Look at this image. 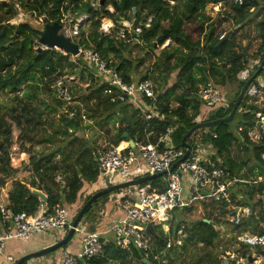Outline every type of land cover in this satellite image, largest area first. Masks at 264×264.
Instances as JSON below:
<instances>
[{
  "label": "trees",
  "instance_id": "trees-1",
  "mask_svg": "<svg viewBox=\"0 0 264 264\" xmlns=\"http://www.w3.org/2000/svg\"><path fill=\"white\" fill-rule=\"evenodd\" d=\"M91 1L96 0L0 1V95L12 99L8 105L0 104V188L8 183L12 185L7 208L13 214L25 212L32 217L43 205L49 210L61 205L77 209L76 215L90 199L94 193L86 199H82V194L86 184L94 182L99 174L98 150L78 135L83 128L101 130L102 125L109 122L119 124L122 128L112 141V145L117 146L128 140L158 144L166 128L172 127L171 143L175 149H183L181 140L193 126L229 115L245 83L240 80L242 72L250 71L249 77L252 76L264 58V0H242L240 4L221 0L227 10L219 13L221 18L215 19L205 13L210 0H104L96 8L91 6ZM15 5L36 20L42 19V24L56 22L65 30L67 21L72 28L77 18L86 15L88 19L79 26L75 37L78 46L91 49L106 61L111 59L109 64L124 83L150 81L153 99L143 98L144 103L139 105L141 111L131 101L119 100L117 89L96 79L93 65L81 54L72 57L53 49L37 53L40 29L28 23H10L17 14ZM107 6L112 7L113 13L106 9ZM103 18L110 19L116 29L121 27L119 22L122 20L133 21V29L141 23V31L138 35L125 31L123 38L116 37L114 32L105 35L99 31ZM228 21L232 22L233 28L224 31L221 26ZM145 24L149 27L145 28ZM252 24L259 45L253 54H248L241 46L237 48L236 31ZM224 33H230L228 39L226 35L220 40ZM133 38L138 42L132 41ZM166 42L169 44L162 48ZM138 46L154 56L150 69L140 70L143 58L130 56L132 48ZM155 51L158 53L154 54ZM64 76L74 78L67 81ZM59 79L65 90L57 85ZM208 82L224 94L230 90L233 96L227 109L208 108L200 99L199 90ZM78 83L84 85V90ZM65 91L72 98V105L66 106L62 99L61 92ZM19 93L24 99L18 98ZM62 107L67 108L66 112ZM3 109L5 112L1 113ZM74 109L76 114L69 117ZM259 110L257 106L248 105L244 97L237 109V118L235 115L231 123L200 129L186 142L193 150L200 146L213 151L211 159L221 162L230 177L246 178L240 175V171L246 162L251 161L249 173L253 178L264 179V164L260 159L264 144L253 145L247 137L253 126V115ZM82 116L93 118L94 124L83 127ZM146 116L150 119L146 120ZM124 133L128 138L122 140ZM26 142H32L43 151L31 149V145L25 147ZM233 146L242 147L248 153L246 161L237 164L228 155L223 157ZM14 152H18L17 157H13ZM61 169L70 172L68 181L63 177V181H57ZM148 184L157 192H163L166 187L162 177ZM33 191L43 194L46 201L33 195ZM235 192L242 195L241 204L248 205L252 213L256 208L264 213L260 198L264 196V182L240 184ZM113 193L101 197L93 205H98L101 200L106 202ZM108 200L117 205L115 197ZM209 208L214 213V207ZM183 214L184 209L180 212ZM227 215L223 211L215 220L204 216L186 224L176 213L171 230L176 232L183 226L186 239L181 248L172 247L167 252L165 264H175L180 253H185L190 247H212L219 239L214 226H227L231 231L237 230L238 234L248 227L253 233H264V215L259 220L252 215L239 227L234 226ZM259 224L263 227L259 228ZM153 242L158 250L165 248L166 240L161 231ZM244 251L243 257L249 254L246 248ZM144 258V253L134 247L124 251L112 242L104 247L102 258H94L87 263L144 264ZM148 261L157 264L152 259ZM220 263L216 260L211 264Z\"/></svg>",
  "mask_w": 264,
  "mask_h": 264
},
{
  "label": "built area",
  "instance_id": "built-area-1",
  "mask_svg": "<svg viewBox=\"0 0 264 264\" xmlns=\"http://www.w3.org/2000/svg\"><path fill=\"white\" fill-rule=\"evenodd\" d=\"M230 1L240 4L242 0ZM91 6L93 8L100 6L99 0L91 1ZM106 9L113 13L111 6ZM87 19L86 15H82L76 19V24L80 26ZM10 23L12 22L10 21ZM119 24L121 27L116 29L115 24L110 20L100 25L99 31L105 35L115 32L116 37L119 38L124 37L125 31H133L136 35L141 31V23L135 29H133V21L122 20ZM76 27L74 25L71 28L69 23V27L66 30L70 29V35L64 33L71 40H73L72 37L77 36L78 28ZM144 27L148 28L149 24H145ZM224 37L222 35L219 39L221 40ZM132 41L138 42L136 38H133ZM78 49L79 54L83 55L84 59L93 65L96 73L95 77H102L109 86L119 91V100L131 101L142 111L139 105L144 103L143 98L153 99L150 81L124 83L115 68L109 64L111 59L106 61L91 49H81L79 47ZM249 74L250 71L247 70L242 72L240 80L246 81L249 78ZM61 95L66 103L70 101L72 103L70 95L62 92ZM224 95L211 82H208L199 90V97L208 108L220 107L227 109L229 102ZM244 97L248 105L257 106L260 109L253 115V126L247 132L248 140L253 145L264 144V112L262 111L264 110V66L261 73L248 85ZM75 114L76 110L74 109L68 115L73 117ZM84 118L82 116V119ZM145 119H150V116H146ZM172 133V127L166 128L165 134L159 139V143H163V147H159V143L143 144L132 140L134 143L133 147H129L128 142H126V146L123 149H119V143L117 146L112 145L97 152L96 162L99 174L95 181L104 185V187L114 185L116 176L120 178V181L116 183L119 184L136 180L140 177L160 174L166 184L165 190L157 192L148 184L149 181L135 186L133 188L134 191L116 198L120 217L98 231L79 230L77 225L74 228V234L77 232L80 234L79 237H81L79 252L73 255L67 250L60 251L57 264H88L87 261L91 259L102 258L104 256V247L110 243L108 237L110 234L113 235L114 243L120 250L128 251L131 247H134L144 253V259H152L157 264H165L167 252L172 247L181 248L186 239L183 226L175 232V230H171L172 224H169L173 222L176 213L180 216V212H183V209H188L196 202L214 207L213 209H216L213 213L215 217L226 211L227 217L229 220H233V224L236 227L241 226L244 219H248L252 215L257 220L264 215L259 208H256L252 213L249 206H242V195L235 192L240 184L256 185L264 182V179L260 177L253 178L252 182L249 183L243 178L230 177L221 166L222 163L213 161L211 159L212 154L207 158L205 147L200 146H196L195 150L192 149L188 158L172 169L173 165L185 153L184 149H175L173 147L170 140ZM260 159L264 164V152L260 154ZM105 178L106 180L104 181ZM57 181H62V177L58 176ZM260 198H262L264 204V196ZM41 208L34 216L29 217L25 212L13 214L6 205L0 202V254H2L7 241L23 240L47 232L60 233L71 228L70 214L65 207L57 205L51 210ZM149 225L154 228L157 234L158 231L163 233V237L166 240L164 249L158 250L155 246L153 237L146 229ZM261 226L263 227L262 224L258 225L259 228ZM233 231L236 232L237 230ZM235 236V241L239 247H261L260 251L264 250V233H253L248 227L240 234L236 232ZM62 238L60 237V239ZM244 256L239 252L238 255L228 253L226 258L228 262H226L228 264H232V262L234 264H243V259L245 258V264L256 263L254 256ZM249 257L252 258L251 262L248 260ZM255 257L259 260L258 264L263 263L264 257L259 251ZM5 261L11 263L12 259L5 258Z\"/></svg>",
  "mask_w": 264,
  "mask_h": 264
},
{
  "label": "rangeland",
  "instance_id": "rangeland-1",
  "mask_svg": "<svg viewBox=\"0 0 264 264\" xmlns=\"http://www.w3.org/2000/svg\"><path fill=\"white\" fill-rule=\"evenodd\" d=\"M0 1H3V0H0ZM15 8L17 9V14L11 20L12 23H15V24L28 23V24H30L31 26H33V27H35L37 29H41L42 26L44 25V24L41 23L42 19L36 20L34 16H31V15L25 13L18 5H15ZM225 10H227V7L225 6V4L223 2H220V3H212V2H210V3H207L206 6H205V13L208 16H210L212 19H215V18H218V17L221 18L222 16H218V15H219V13H223ZM66 18H67V16L64 18V20ZM109 21H110V19H104L103 18L101 20V25H103V24H105V23H107ZM69 23H70V21H67L68 27H69ZM75 25L79 26V25L76 24V20H75ZM221 28L224 31H227L228 29H232L233 28L232 27V22L228 21V22L223 23ZM69 32H70V29H67L65 31V28H62V30H61V33H68L70 35ZM218 32H219V30H217V33ZM223 35L226 36L227 34L225 35V33H224ZM72 39H73L72 41L76 43L75 37H72ZM236 43H237L236 44L237 48H239V46H241L248 54H253L256 51V48L259 45V43L255 39V29L253 27V24L251 26H249V27H244L243 29H239V30L236 31ZM168 44L169 43L166 42L164 44V46H167ZM164 46L162 48H164ZM79 48L84 49L82 47H79ZM56 51H58V50H56ZM157 53H158V51L154 52V54H157ZM62 54H64V53L62 52ZM130 56L131 57L139 56V57L143 58V66L140 68V70H144L146 68L150 69L151 65L155 61L154 56H152L151 54H148L147 51L145 49H143L142 47H140V46L133 47ZM251 65H252V63L249 64V67H251ZM248 69L251 70V68H248ZM93 73H94L93 75L95 77V74H96L95 73V69H94ZM73 78L74 77H68V76H64L63 77V79H67V81H71ZM95 78L100 80V81H105L102 77H95ZM58 81L59 82L57 83V85L60 86L59 83H60L61 79H59ZM78 85H79V87H82L83 90H84V85L83 84L78 83ZM62 88H61V90H65L64 88L63 89ZM227 91L228 92L224 95L225 99L227 101H229V100L231 101V98H232L233 95H232V93H230V90H227ZM233 91H235V88H234ZM82 92L84 93V91H82ZM63 93H66V91L63 92ZM18 98L19 99H21V98L24 99V97H23V95L21 93H19ZM11 100L12 99H11L10 96L2 97L0 95V104L8 105ZM72 104L73 103H71V101H70L69 103H66V106L67 105H72ZM65 109H67V108L62 107V111L63 112H66ZM3 112H5V109H3L1 111V113H3ZM81 112L83 114H85L83 108H81ZM86 115H88V114H86ZM238 115H239V113H238ZM235 118H237V115H236ZM91 119H93V118H91ZM91 119L85 116V118L83 119V122H82V126L85 127V125H88V124L89 125H93L94 123L91 121ZM121 128H122V126L120 127L119 124H115L114 125V123L112 124V123L109 122L108 125H102V129L101 130H98L96 127H93L91 129L83 128L81 131H79L78 135L83 136L87 140V142H89L92 145V147H94L98 151H100V150H104V149H107V148L112 146V141L116 138L115 135L118 132V130L121 129ZM48 130H50V129L48 128ZM31 143L32 142H26L25 147H29L31 145L32 146L31 149L33 148V149L38 150V151H43L41 147L35 146V145L31 144ZM121 146H123V145H121ZM204 150L207 153V158H209V156L214 153L213 151H211L207 147H205ZM229 150H230L229 154H225V155H223V157L228 155L232 159V161H234L237 164H239L240 161H246L247 160L246 158L248 157V153L246 151H244V149L242 147L233 146ZM17 153L18 152H14L13 153V157H17L18 156ZM250 167H251V161L246 162V165L240 171V175L245 176L246 178H244V179H246L249 183L252 182V179H253V176L249 173ZM58 173H59L58 175H61V177H63V179H65V181H68L67 177H68L70 172L67 173L65 171V173L64 172H58ZM63 179H62V181H63ZM105 180H106V178L104 179V181ZM119 181H120V178L118 176H116V178L114 179V184L118 183ZM94 183L97 184L96 181H94L92 184H94ZM92 184L91 183L86 184L85 189H84L83 194H82V196H83L82 199H86L90 194L94 193V192L90 193V191L92 189ZM100 188L101 189H99L98 191L104 189L105 187H104V185H101ZM128 189L131 190V191H134L133 188H128ZM128 189H123V190H119V191L121 193H123L124 191H127ZM96 190H97V187H96ZM11 191H12V185L10 183H8L2 189H0V201L2 203H4V204L8 203L7 199H8V195H9V193ZM119 193H117V194L113 193V194H115L114 197L117 198V195ZM107 201H109V200L107 199ZM107 201L103 202V200H101V202H103V205H102L101 202L98 205H92L88 209V213L86 212V214L82 217V219L78 223V229L79 230H86L91 224H96L98 220H102L103 221L105 218L101 217V215H102L101 211H103L104 205L108 203ZM110 203H111V201H110ZM241 203H242V201H241ZM241 205L242 206H248L246 204H241ZM66 209L69 211L70 218H71V223H72V221L74 220L75 216L77 215V214L75 215V211H77V209H70V208H66ZM215 211H216V209H215ZM198 217H201V214L200 213L197 214V212H194V213H191L190 215H188L187 217H185L186 221L185 220L184 221H185L186 224H188L191 220L195 221ZM222 227H225L224 228L225 230H222V231L218 232L219 233V239L214 242L212 247L206 248V247H204L202 245L190 247L185 253H180V256L176 260L175 264H211L212 262L214 263L216 260L220 261L223 258H227V254H226V252H224V248L222 246V243H224V241H225V231L230 230V229L227 226H222ZM97 230H99V229H97ZM67 232H68V230L62 231L60 233H53V232H48V233L53 234V237L54 238L56 237L57 240H58V239H60V237L62 238L63 236H65L67 234ZM48 233H44V234H48ZM79 236H80V234L76 232L74 234V236H73V239L66 245V247H63V248L57 250L56 252L52 253V255H57L60 251L65 250V249L67 250L68 247H70L71 245L75 246L76 245L75 240H77ZM108 237L111 240L114 239L112 234H110ZM229 240L230 239H228V241ZM12 241H17V240H11L9 242H12ZM9 242H7V245H8ZM235 244H237V243H235ZM235 244H234V250L239 252L242 255L243 252H245L244 248L236 246ZM237 247H238V250H237ZM245 248L247 249V253H249L248 255L252 256V257L254 256V259H256V263L255 264H258L259 260H257L258 258L255 257V256L257 255V252L261 250V247H258V248L245 247ZM231 250L233 251L232 246H231ZM240 257H242V256H240ZM243 260H244L243 264H245V262H246L245 258ZM112 264H115V263H112ZM232 264H234V262H232Z\"/></svg>",
  "mask_w": 264,
  "mask_h": 264
},
{
  "label": "water",
  "instance_id": "water-1",
  "mask_svg": "<svg viewBox=\"0 0 264 264\" xmlns=\"http://www.w3.org/2000/svg\"><path fill=\"white\" fill-rule=\"evenodd\" d=\"M210 1L212 3L221 2V0H210ZM103 2H104V0H99V5H102ZM135 12H136V9L134 8L133 13H135ZM76 28H78V26ZM61 30H62V26L56 22H54L52 24H44L42 26V28L40 29V38L38 39V45L39 46L36 48V52L40 53L43 50H52L53 49V50L61 51L65 55H71L72 57L78 56L79 55L78 45L75 42H73L69 36H66L64 33H61ZM229 35H230V33L227 34L226 39H228ZM164 47H166V46H164ZM263 66H264V58L262 59V61L258 65L257 70L253 73V75L250 76L245 81L243 87L240 90L239 95L235 99L233 107H232L228 116H226L223 119H219V120L209 121V122H205V123H198L195 126H193L183 136V138L181 140V147L185 150V153H184L183 157L176 164L173 165L172 169H174L177 164H179L182 161H184L185 159H187L189 154L191 153L192 147L186 142V140L189 139L190 136L194 132H196L200 129L214 127L218 123L228 124V123L232 122V120L234 119V117L236 115L237 109L243 100V97H244V94H245V91H246L248 85L261 73ZM60 87L62 88L63 84H60ZM127 138H128L127 133H124L121 137L122 140H125ZM127 142H128L129 147L134 146V143L132 140H128ZM159 147H163V143H159ZM160 177H161L160 174L140 177L136 180L127 181V182L119 183V184H114V185L108 186V187H106L100 191L95 192L90 197V199L82 206L80 211L77 213V215L75 216L74 220L71 223V228L68 230L67 234L64 236L63 239H61L60 241L54 243L53 245H51L45 249H42L38 252L23 256L15 264H27L31 260L39 259L41 257H45L51 253L56 252L57 250H59L63 247H66V245L73 238L74 228L78 225V223L80 222L82 217L86 214L88 209L93 204H95V202L98 199H100L101 197L109 195L115 191L128 189V188H134L135 186L142 185L144 183H147L151 180H154V179H157ZM33 195L39 197L44 202L46 201V197L43 194L38 193L37 191H33ZM205 222H207V221H205ZM146 229L153 238H158V234L156 233V231L154 230V228L151 225L147 226ZM259 253L264 257V250L259 251ZM248 260H249V262H251L252 258L249 257ZM143 263L144 264H150V262L147 259H144ZM263 263H264V261H263ZM223 264H228V263L226 261H224Z\"/></svg>",
  "mask_w": 264,
  "mask_h": 264
},
{
  "label": "crops",
  "instance_id": "crops-1",
  "mask_svg": "<svg viewBox=\"0 0 264 264\" xmlns=\"http://www.w3.org/2000/svg\"><path fill=\"white\" fill-rule=\"evenodd\" d=\"M121 143H124L122 145L126 146L125 142H121ZM119 146H121V145H119ZM59 172H64L65 173V170L61 169ZM58 176H61V175H57V177ZM59 182H61V181H59ZM92 183L93 182H91V184ZM96 183L97 184H95V183L92 184V189H91L90 193L91 192L95 193L96 191L101 189L100 188L101 184H99V182H96ZM96 187H97V190H96ZM0 189H2V188H0ZM129 192H132V191L128 189L127 191H124L123 193L120 192L121 194L119 193L117 195V198L120 197V196L122 197V196H124L125 194H127ZM114 196L115 195H110V197H108V199L109 198H113ZM7 201H8V199H7ZM4 205L7 206L8 203L4 204ZM191 207H193V209H194L193 211H189L188 210ZM41 209H48V207L43 205ZM188 209H187V211L185 210V214H183L182 216L181 215L179 216L180 219L185 220V217H187L188 215H190L191 213H194V212H197V214L200 213L201 217L209 216L213 220L217 219L214 216V214L211 213V208H209L208 206L203 205V203H199V202L197 203L196 202L194 205L188 207ZM101 213H102L101 217L102 218L104 217L105 219L103 221L102 220H98L96 224H91L84 231H90L91 229H92L91 231H96L97 229H104L110 223H112L114 220H116L117 218L120 217L119 208L113 201H111V203H110V201H108V203L104 205V209H103V211H101ZM201 217H198L197 219H199ZM190 222H193V220H191ZM171 224H172V222H170L169 225H171ZM214 228L218 232L222 231V230H225L224 229L225 227H222V226H214ZM164 229H166V228H164ZM235 234H236L235 231H231V230L225 231V241H224V243H222V246H223L224 252H226V254L231 253V255L232 254L238 255V252L234 250V244L236 243V241L234 240ZM228 239H230V240L228 241ZM59 240L60 239L57 240L56 237L54 238L53 234L48 233V234H42V235H39V236H36V237L35 236L28 237V239L25 238L23 240H17V241H12V242L7 241V242H9L8 245H7V242H6L5 247L3 249V252H2V254H0V264H15L23 256L31 254V253L38 252V251H40L42 249H45V248L53 245L54 243L58 242ZM109 241H110V243H112V242L114 243V239L113 240L109 239ZM80 242H81V237H78V239L75 240L76 245L75 246L71 245L70 247H68V249H67L68 252H70L73 255L77 254L79 252L80 248H81ZM235 245L237 246V244H235ZM231 246H232L233 251L231 250ZM237 250H238V247H237ZM59 254L60 253H58L57 255H52V253H51V254H49V255H47L45 257H41L39 259L31 260L27 264H57ZM5 258H11L12 262L11 263L6 262ZM220 261H221L220 264H223V262L227 261V260H226V258H223Z\"/></svg>",
  "mask_w": 264,
  "mask_h": 264
},
{
  "label": "bare ground",
  "instance_id": "bare-ground-1",
  "mask_svg": "<svg viewBox=\"0 0 264 264\" xmlns=\"http://www.w3.org/2000/svg\"><path fill=\"white\" fill-rule=\"evenodd\" d=\"M119 149H123V148H120V146H119Z\"/></svg>",
  "mask_w": 264,
  "mask_h": 264
},
{
  "label": "clouds",
  "instance_id": "clouds-1",
  "mask_svg": "<svg viewBox=\"0 0 264 264\" xmlns=\"http://www.w3.org/2000/svg\"><path fill=\"white\" fill-rule=\"evenodd\" d=\"M244 98V97H243Z\"/></svg>",
  "mask_w": 264,
  "mask_h": 264
}]
</instances>
